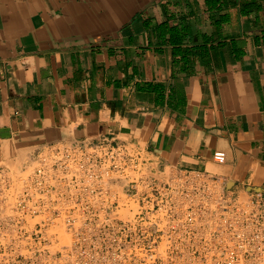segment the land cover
<instances>
[{
  "label": "crops",
  "instance_id": "1",
  "mask_svg": "<svg viewBox=\"0 0 264 264\" xmlns=\"http://www.w3.org/2000/svg\"><path fill=\"white\" fill-rule=\"evenodd\" d=\"M105 140L264 193V0H0V163Z\"/></svg>",
  "mask_w": 264,
  "mask_h": 264
},
{
  "label": "built area",
  "instance_id": "2",
  "mask_svg": "<svg viewBox=\"0 0 264 264\" xmlns=\"http://www.w3.org/2000/svg\"><path fill=\"white\" fill-rule=\"evenodd\" d=\"M0 264H264V193L109 140L50 144L0 163Z\"/></svg>",
  "mask_w": 264,
  "mask_h": 264
},
{
  "label": "rangeland",
  "instance_id": "3",
  "mask_svg": "<svg viewBox=\"0 0 264 264\" xmlns=\"http://www.w3.org/2000/svg\"><path fill=\"white\" fill-rule=\"evenodd\" d=\"M30 152L24 151L22 152L21 156H19V158H15V159H9L7 161L13 162L16 166L20 165H24L25 163H27V161H29L30 157Z\"/></svg>",
  "mask_w": 264,
  "mask_h": 264
},
{
  "label": "bare ground",
  "instance_id": "4",
  "mask_svg": "<svg viewBox=\"0 0 264 264\" xmlns=\"http://www.w3.org/2000/svg\"><path fill=\"white\" fill-rule=\"evenodd\" d=\"M19 158V157H18Z\"/></svg>",
  "mask_w": 264,
  "mask_h": 264
}]
</instances>
